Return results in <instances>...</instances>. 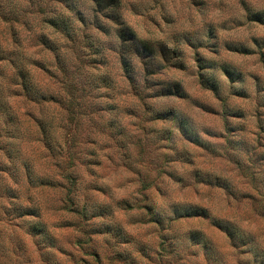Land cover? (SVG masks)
<instances>
[{"label":"rangeland","instance_id":"374dc122","mask_svg":"<svg viewBox=\"0 0 264 264\" xmlns=\"http://www.w3.org/2000/svg\"><path fill=\"white\" fill-rule=\"evenodd\" d=\"M255 11L264 17V0H122L137 40L121 46L111 30L71 51L75 87L64 91L75 114L52 109L75 158L54 173L69 172L72 184L22 187L23 205L30 195L43 205L49 236L32 234L31 219L10 224L0 199V264H264V20L251 21ZM192 208L208 217H189Z\"/></svg>","mask_w":264,"mask_h":264},{"label":"trees","instance_id":"16d2710c","mask_svg":"<svg viewBox=\"0 0 264 264\" xmlns=\"http://www.w3.org/2000/svg\"><path fill=\"white\" fill-rule=\"evenodd\" d=\"M121 8L122 0H0V181L4 187L0 199L7 202L3 212L10 224L14 219H31L34 235L49 236L47 223L42 221L43 205L35 203L31 195L23 205L22 187H63L74 179L69 172L54 173L64 169L63 164L75 166V158L67 140L69 125L61 112L52 110L59 106L75 114L64 91L75 87L70 79L75 69L71 54L75 49L79 55L80 46L93 48L96 37L111 30L122 40L121 46L137 40L120 14ZM248 16L254 22L264 20L256 11ZM103 18L110 23L105 24ZM54 61L62 65L61 89L53 82ZM121 65L132 79L125 56ZM157 66L161 71L162 65ZM208 84L217 91L214 83ZM176 90L179 95L180 87ZM172 92L166 95H174ZM188 216L208 217V213L192 208Z\"/></svg>","mask_w":264,"mask_h":264}]
</instances>
